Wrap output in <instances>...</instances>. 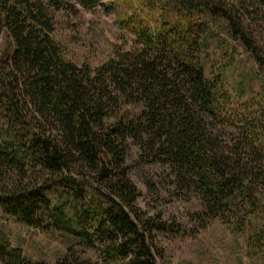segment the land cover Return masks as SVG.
<instances>
[{"label":"trees","instance_id":"trees-1","mask_svg":"<svg viewBox=\"0 0 264 264\" xmlns=\"http://www.w3.org/2000/svg\"><path fill=\"white\" fill-rule=\"evenodd\" d=\"M180 2L186 11L210 5L213 13L234 16L232 10L225 12L220 2L213 0H203L198 7L191 0ZM3 28L14 47L0 66L4 122L0 127V165L15 170L20 183L35 180L32 186L40 191L49 182H75L76 175L89 172L98 184L89 181L95 192L104 191L89 223L99 230L107 217L114 226L135 228L125 209L137 212L138 208L135 202L140 190L128 173L131 145L135 144L141 155L146 151L154 159L164 156L180 183L199 191L212 217L243 228L264 211V135L258 137L261 151L242 157L225 155L208 130L209 118L223 116L231 118L236 129L240 120L247 118L260 134L264 103L257 105L252 116L234 109L243 117L230 115L225 101L219 99L223 96L210 87V77L215 76L208 77L204 68L197 67L206 36H192L190 22L186 29L163 22H156L154 28H137L135 32L143 40L141 48L119 49L96 68L77 64L63 54L51 35L53 23L43 0H0V31ZM243 37L252 46L248 37ZM253 54L264 71V55ZM256 189H261L258 203L252 197ZM21 201L2 203L12 216L32 224V211ZM50 201L48 208L52 204L50 213L57 227L69 221L73 227L82 219L73 206L72 216L65 219L60 196ZM78 236L94 246L84 234ZM103 251L112 264H121L115 249ZM0 263L46 264L24 257L22 249L13 247L2 232ZM148 263L139 256L132 262ZM52 264L99 263L77 254Z\"/></svg>","mask_w":264,"mask_h":264},{"label":"rangeland","instance_id":"rangeland-1","mask_svg":"<svg viewBox=\"0 0 264 264\" xmlns=\"http://www.w3.org/2000/svg\"><path fill=\"white\" fill-rule=\"evenodd\" d=\"M180 1L43 0V3L52 19L51 35L63 54L92 68L103 64L119 49L141 48L143 40L135 32L137 28L148 29L149 25L154 28L156 22H163L186 29L190 22L192 36L198 37L197 33L206 36L197 67L204 68L208 77L215 76L210 77V87L223 96L219 99L225 101L230 115L243 117L235 112L241 110L252 116L257 105L264 103V71L256 65L253 54L258 51L264 55V0H213L220 2L225 12L232 10L235 17L228 18L213 13L210 5L186 11ZM191 1L198 7L203 0ZM243 35L252 46H248ZM13 47L12 37L3 28L0 66L6 63ZM1 116L0 127L4 125ZM230 119L209 118L208 130L217 138L220 151L242 157L261 151L258 137L264 135V130L259 128L260 134L254 132V125L247 118H239L240 126L236 129ZM2 140L0 136V143ZM128 165V173L140 195L135 202L137 212L125 209L137 226H114L106 217L99 230L89 221L95 216L98 198L100 201L104 191L95 192L89 181L96 187L98 184L89 172L76 175L75 182H49L39 191L32 186L35 180L24 179L20 183L15 170L0 165V232L5 233L13 247L22 249L24 257L46 264L77 254L99 264H112L111 257L103 251L107 247L116 250L121 264H132L138 256L149 261L148 264H264V211L243 228L235 227L220 217H212L199 191L180 183L177 172L164 156L154 159L146 151L141 155L132 144ZM260 191L256 189L252 196L257 203ZM94 193L97 196L93 198ZM55 195L60 196L61 206H65V219L72 216V206L79 210L82 219L78 224L71 227L69 221L61 228L56 226L53 212L50 213L52 204L50 208L47 204ZM24 197L31 199L28 202ZM22 198L25 199L22 204L28 205L34 216L32 224L12 216L2 203ZM100 231L101 235H97ZM79 234L93 241L94 246L84 243Z\"/></svg>","mask_w":264,"mask_h":264}]
</instances>
